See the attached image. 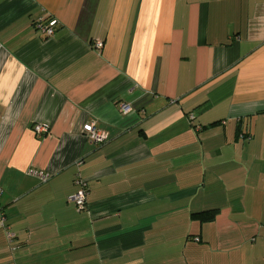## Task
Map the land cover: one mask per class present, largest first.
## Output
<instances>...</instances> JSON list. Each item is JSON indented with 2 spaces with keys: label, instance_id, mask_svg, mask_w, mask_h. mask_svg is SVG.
I'll return each mask as SVG.
<instances>
[{
  "label": "crops",
  "instance_id": "0c3cea01",
  "mask_svg": "<svg viewBox=\"0 0 264 264\" xmlns=\"http://www.w3.org/2000/svg\"><path fill=\"white\" fill-rule=\"evenodd\" d=\"M0 189V264H264V0H0Z\"/></svg>",
  "mask_w": 264,
  "mask_h": 264
},
{
  "label": "built area",
  "instance_id": "2783aa9c",
  "mask_svg": "<svg viewBox=\"0 0 264 264\" xmlns=\"http://www.w3.org/2000/svg\"><path fill=\"white\" fill-rule=\"evenodd\" d=\"M36 26L42 30L48 37L52 36L55 32V28L57 26V22L54 19H49V20H43L40 19L36 23ZM103 47L102 42H96L94 44V48L96 50H100ZM125 113H128L130 108L126 105L122 107ZM35 131L38 135L46 134L48 132V128L42 125H39L35 128ZM84 134L86 138L88 139L89 142L95 144V145H102L106 143L109 139V135L107 132L97 130L94 124L88 125L84 129ZM29 175L37 176L40 178V180L45 183L50 179V174H46L41 171H35V170H29L28 171ZM79 184H81L83 187L85 185L84 180H78L77 181ZM1 195H2V190L0 189V200H1ZM70 200L75 204L77 209L79 211H84L87 209V193L86 190L83 188L77 193H75ZM0 230L6 231L7 238L9 242L13 241L15 235L12 231L9 230L7 226V217L5 210L3 206L1 205L0 202Z\"/></svg>",
  "mask_w": 264,
  "mask_h": 264
},
{
  "label": "trees",
  "instance_id": "16d2710c",
  "mask_svg": "<svg viewBox=\"0 0 264 264\" xmlns=\"http://www.w3.org/2000/svg\"><path fill=\"white\" fill-rule=\"evenodd\" d=\"M215 125L216 124H213L212 126ZM217 214H218V209H215L200 213H194L192 216L194 219L199 220L200 222H211L216 217Z\"/></svg>",
  "mask_w": 264,
  "mask_h": 264
}]
</instances>
